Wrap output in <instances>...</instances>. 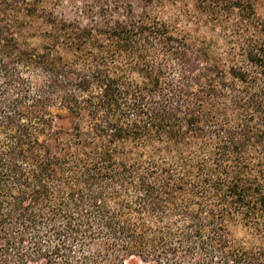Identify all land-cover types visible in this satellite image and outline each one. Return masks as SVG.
I'll return each instance as SVG.
<instances>
[{
	"label": "trees",
	"instance_id": "16d2710c",
	"mask_svg": "<svg viewBox=\"0 0 264 264\" xmlns=\"http://www.w3.org/2000/svg\"><path fill=\"white\" fill-rule=\"evenodd\" d=\"M0 264H264V0H0Z\"/></svg>",
	"mask_w": 264,
	"mask_h": 264
}]
</instances>
